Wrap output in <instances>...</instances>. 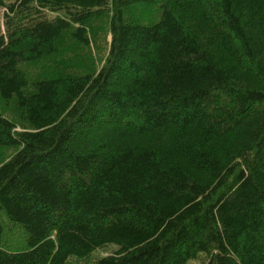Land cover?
I'll return each mask as SVG.
<instances>
[{"label": "trees", "instance_id": "16d2710c", "mask_svg": "<svg viewBox=\"0 0 264 264\" xmlns=\"http://www.w3.org/2000/svg\"><path fill=\"white\" fill-rule=\"evenodd\" d=\"M0 7V264H264V0Z\"/></svg>", "mask_w": 264, "mask_h": 264}, {"label": "rangeland", "instance_id": "374dc122", "mask_svg": "<svg viewBox=\"0 0 264 264\" xmlns=\"http://www.w3.org/2000/svg\"><path fill=\"white\" fill-rule=\"evenodd\" d=\"M9 1H14V0H9ZM2 13H3V9L0 7V20L2 18ZM95 38L96 39L95 40L93 39V42L90 46L93 54H95L97 52L98 48L100 49V51H102L103 49L105 50L106 46L109 44L110 34L107 32V28H105V30L100 28L97 31ZM62 42H63V39L61 41H59L60 46L65 47L66 45H68L65 42L64 43H62ZM16 234H17V236H19V232H16ZM13 235L14 234H10L7 237V239L9 241H13L12 240ZM115 248L116 247L114 245H108L106 247L95 250L88 258L81 259V260L72 258L68 261L67 264H91L94 259L111 254L115 250ZM204 262H205L204 258L199 257L198 259L190 260L187 264H204Z\"/></svg>", "mask_w": 264, "mask_h": 264}]
</instances>
